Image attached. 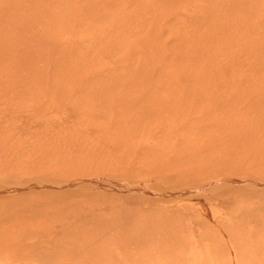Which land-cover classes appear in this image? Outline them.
<instances>
[{"label": "rangeland", "instance_id": "1", "mask_svg": "<svg viewBox=\"0 0 264 264\" xmlns=\"http://www.w3.org/2000/svg\"><path fill=\"white\" fill-rule=\"evenodd\" d=\"M7 1L8 0H3V4H1L2 0H0V80H3V85L5 83V87L3 85L0 86V88L3 87L0 89L2 90L0 91V94H2L0 95V162L2 161L1 163H3V175L0 174V179L8 178L5 179L8 182H4L2 184L3 188H1L2 185L0 184V190H2L0 191V201H3V212L7 210L8 213L3 214V225H0V241H3L2 244L4 243L6 246H13L11 249L5 248V250H3V256H0L2 262L7 259V262L14 261L16 264H44L47 257L44 249L49 248L55 250L57 246L55 247L54 244L57 242V240L66 242L73 239L71 242L79 240L82 244L81 246L84 244V251H88V254L94 253L95 256L103 254L105 257V253L107 252L110 253L111 262L114 260L117 264H133L135 258L133 257L134 254H132L133 249L131 243L128 241H136L137 239L140 240L141 238L144 239L147 233V229L145 228H147L148 224L151 222V219L156 217L153 219L154 221L152 220L153 222L150 223L151 225H153V223L156 224L162 220H165V225L173 222L171 226L174 227L173 228L170 226V231L165 234V264H174L175 260L172 258V256L176 254L184 255L180 251V239L181 244L185 245L186 249L190 251V256L193 254L195 255L196 251L204 253V255H201L204 256L201 258V261H199L200 257L197 256L196 259L190 260V264H196V262L197 264H232L233 261L229 257H223L220 258V260L214 259L215 257H213V255L218 246L214 245V243H208L207 241L205 242V240H200L204 239L202 237H204L205 233H209V235H211L210 233L218 232L217 234H220L221 231L226 233L225 236H238V233H230L228 228H232L230 230L233 232L249 231L252 235H254L256 231L264 232V192H257L258 186L256 187L254 184L248 183L245 185V188L249 193H246L244 188H239L238 182L239 179H245L248 181L249 177H252L251 179H255L258 184V180L260 178H264V171L262 168L264 167V161L255 164L254 156L250 152L246 151V148L243 154V151L237 145L230 146L233 138L237 140L236 131L239 128L243 130V133L240 135L243 137V140L248 138V142H245L247 146L257 144L256 139H250V135L257 136L260 140L264 141V120L261 121L262 123L259 122L260 120L258 119L262 117L259 112H251L249 114L243 115L242 108L240 106L233 105L235 103L237 104L242 102V93L237 92L235 89L233 93L236 94H232L226 89L218 91L213 88L214 86L210 87L206 85L207 83L205 81L199 83L196 80H192L191 77H210L211 75H214V81L220 80L222 78L226 79L231 75L233 68L236 67L237 64L235 62L236 64L233 63L231 66L229 65V60L233 56H235V59L232 60V62L236 60H246L247 58L249 60V57L243 55V52L247 53V51H240L239 45L236 44L230 46L229 48V44L226 42L229 41L228 27L231 25L234 16L228 15L227 17H213L212 20L222 21L223 24L227 26L223 30L210 31L205 30L206 27L203 29L201 27L199 28V26L203 22L210 21V18L202 17V14L208 12V10L203 7V5L205 4V6L209 8V3L211 2L210 6L213 7L215 0L213 2L212 0H180L179 3L178 0H176L177 5H180L178 8L179 10L177 9V12L174 10L172 13L167 10L165 11V17L161 16V5L163 3H173L175 0H169L167 2L166 0H67V3L66 0H11L12 4L10 3V0L8 2ZM243 3L246 4L247 0H245ZM68 4L70 5V9H68L69 12L67 11V8H69ZM146 4L149 6H146ZM128 5H130V8ZM196 5H200L198 12L201 11V13L199 12V17H196V19L193 20V18H195L193 15L194 13L185 10V7L192 8ZM91 8L93 9L92 11L90 10ZM70 10H74L77 13V18L75 20L71 19L73 22L76 21L73 24L69 18H65L71 14ZM95 10L97 12H95ZM90 11L92 13H90ZM65 12L66 15L63 17ZM168 12L173 15L168 16ZM146 13L148 18L146 17ZM148 14L150 15L148 16ZM134 17L142 24H140V22L138 23ZM152 17H154V19ZM63 18L65 19L64 22ZM150 18L153 20L157 18L158 22H156L157 25L155 26L154 36H156V34H160L162 37H164L162 40H165V46H158L156 43L157 41L152 42L153 39L150 40V44L148 43V39L146 40V38H144L146 35H149L148 26L151 24V22L148 20ZM97 21L98 23H96ZM161 21H164V23ZM226 21H230V23L226 24ZM161 23L162 25H160ZM64 24L65 27H63ZM140 28L142 29L140 30ZM5 30L6 33L4 34L3 32ZM18 34L22 36L21 39L18 37ZM44 34L47 38H49L46 43L47 47L41 50H36V48L33 50L36 51L34 54L35 60H33L32 64V61L30 62L32 66L29 65L30 67L28 66V69L39 66V69L37 68V72H39V75H42L43 73L40 69L42 68L44 62L47 65V67L43 69L44 74L46 75V72L50 73L49 69L52 68H48V64H50V66L53 65L49 61L54 63L55 59L57 58L60 60V62H65L64 60H61V58H58L59 56H62V58L67 60L66 62H69L66 63L69 66L67 65L66 67H62V75L71 76L75 75L76 72H83L81 74H77L84 77L88 74L90 77H94L96 75L103 76V78H101L107 80L104 75L107 76L108 73L107 77L109 81L107 80L106 83H116L114 87L112 86L113 90L116 89V91H118L119 89L122 90L123 88H125V90L126 88L127 90H131V88H137L136 91L131 90L130 95L126 93L127 91L123 90L127 99L125 100L130 104V107L126 109L124 107L121 108V105H119V109L115 106L109 108L112 104H109V106L108 103H106L107 101L103 100L109 95L103 93L106 95L105 97V95L100 93L102 95L101 96L98 94L99 91L97 92L96 90L94 91V97L96 96V99L90 98V100L86 98L83 99L82 97L80 98V101L78 99L79 104L77 103V106L79 108L76 106L75 109L73 103L68 106L69 110L64 112L65 105L67 104L66 102H62V104L59 102L57 104L58 106L56 105V107L53 108V110L55 109L56 112H45V108L49 106V103L46 105L41 101L38 102V104L36 103L37 105L35 104L30 106L31 104H34L31 102L34 98L41 97L39 95L40 90L32 92L31 89L30 91H26L25 88V91L20 93V95L15 94V90H13V87L11 88L12 90L10 89L11 86L8 85V81L6 80L10 75V71H14V73L11 74L12 76L15 75V70H12L13 66L16 65L14 58L16 56L18 57L17 62L19 60H23L21 57H19L21 55L18 53V51H25V49H28L30 45L33 49L37 45L33 38H38L37 35L43 36ZM239 35L240 33L237 35V37ZM3 36L5 37L3 38ZM24 37L26 39L28 37L29 38L26 40ZM54 37L56 41L58 40L56 43ZM183 38L185 40H183ZM155 39L156 38H154V40ZM22 40H26V43ZM39 41L42 43L41 39H39ZM153 43L157 45L156 50H154L155 45H153ZM177 43H182L183 47H179ZM21 44L23 46H21ZM255 45L258 47L257 52L259 55H262L264 53V48H261L257 44ZM233 46H235L234 50ZM184 47L185 50H187L184 51L185 53L183 52ZM147 48L149 49L148 51ZM57 50H59V52H57ZM55 53L58 54L57 57H55ZM41 54L46 58L40 56ZM38 57L41 59L43 58L42 63L39 62ZM41 59L40 61H42ZM79 59H81L80 61L82 62H79ZM25 62L26 61H22L21 69H26L25 65L28 64ZM78 62L81 65H79ZM5 64L6 69L3 67ZM74 64H78L80 68L81 66L84 68H76L78 65L75 66ZM86 65H89V69H87ZM141 66L145 67L143 68ZM72 67L78 71H74L75 69ZM70 68L73 70L69 71ZM6 71L7 73H5ZM67 71H69L68 74L66 73ZM123 72L126 73L127 77L124 76ZM85 73L88 74L85 75ZM144 73L150 75L151 78H141L142 75H145ZM160 74L163 76V78H160ZM191 74L195 76H191ZM114 75H123V77L118 76L117 79H114ZM128 77L131 79L132 77L133 79H137L131 80L129 78V84L131 83L129 85L131 86L130 89L127 86V80L125 81V79ZM157 77L159 78V81ZM185 77L187 79L189 78V81ZM180 79H182V81ZM106 80H102V83H104L103 81ZM168 80H172L174 82L179 80V82H172L173 84H171V81ZM58 81L60 80H57V82L54 80L55 83L53 81L51 83L54 85L57 84ZM97 81L99 82V80ZM110 81L113 82L110 83ZM120 81H124L125 83L123 82L122 84L126 85H121ZM164 81L165 96L159 91L161 90V86L164 85ZM249 81L255 84V82L252 80L244 81L243 83L240 80H235L234 82L238 83V85L243 90H246L245 86L249 84ZM86 83L90 82L87 81ZM218 83L220 85L222 84V82L220 83L219 81ZM175 85L179 87L178 90H175ZM88 86L83 85L85 91H87V89L89 90L90 86L92 89L96 88L92 87V85L89 87ZM143 86L147 87L149 95L147 96L145 94L142 98H139L137 93H141L142 90L140 89L139 92L137 91L138 88H142ZM169 86L171 89H167ZM222 86H224V84H222ZM229 94H231V97ZM4 96L7 98L9 96L11 97H9L10 99L7 100L6 104V98ZM221 96L225 97L226 99L222 98ZM110 98H107L106 100L110 101ZM101 99L103 102L105 101L104 103L106 106L102 103ZM153 99L158 102V107L153 106ZM163 102H165L164 110L163 108L159 107ZM140 103H142L141 105H149L147 109L148 111H145L146 113L139 112ZM27 105H29V107ZM38 105H41V109H44L41 110L39 108L41 106ZM89 106L91 109L90 111L88 109ZM92 106H94V109ZM103 106L106 108V110ZM80 107L84 109H81ZM221 109L225 111L226 114L228 113V116L225 115L224 118H222L220 115ZM229 112H231L232 115H229ZM113 113L115 115V122ZM45 116H47V118H45ZM110 118L113 119L109 120ZM207 118L212 120H208ZM195 120H198L199 123ZM230 120L234 122L236 126L235 129L229 124ZM46 123H48V125ZM111 123L113 124L111 125ZM196 123L200 124L203 128ZM211 124H213L215 127ZM254 125L255 127L259 125L262 127V130L259 132L257 130L254 131ZM29 126L33 128H30ZM39 126L42 128V131H40L41 129ZM124 126L126 127L124 128ZM207 126L210 128H207ZM130 127H134L136 131H134V129H130ZM34 128H37V130ZM17 129L20 131H17ZM200 129L203 131H200ZM29 132L33 133V135L30 137ZM38 133L40 134V137L45 135V141H47L50 137L52 143L49 145L47 143L45 144L44 141L36 140L37 137H39ZM125 133L126 135L130 134V136L127 135L129 138H126V136H124V138L121 137V134L125 135ZM145 135H148L149 138L151 137L150 135H152V137L150 140L139 144V138L141 136L145 137ZM203 135L204 138L202 137ZM186 141H191V143L194 142V144H190V142ZM35 145H37V147H34ZM187 146L189 148H187ZM186 148L188 149L187 151ZM35 149H37L36 153L33 154L32 150ZM67 149H69L68 152L66 151ZM228 152L231 154L225 158ZM163 153L165 154L161 155ZM241 155L244 156L242 157ZM69 156L71 158H68ZM72 157H74V159H72ZM57 160H62V164ZM256 160L257 157L255 158V161ZM224 161L230 163L226 165L221 164ZM54 165L59 167L62 165V167L67 165L68 169H74L78 166L83 168L82 165H86L88 167L96 166L99 171L87 175L79 174L72 176L69 175V173H66L65 176H61V173L58 172L59 168L56 169L57 171H54V169H49L53 168ZM248 165L251 166V169H255L257 167L259 170L258 174H255V170H257L255 169L253 170L254 173L250 172L246 174H233L227 172L221 174V176L219 175L218 177L208 179V174H210V171L212 172V169L214 168L233 170L237 169L238 167L245 168L246 166V170H248ZM41 167L43 169H40ZM159 167H163L161 168L162 171L156 172V169L160 170ZM243 168L240 170L241 172L242 170L245 171ZM26 169H33V172L28 174L23 173V171ZM188 170L191 171L188 173ZM80 175L81 177H79ZM27 178H29V180ZM207 182L213 184H209L208 186ZM47 183L48 185H46ZM202 184L207 188L202 187V189H200L199 186ZM251 185L255 188L256 192L251 190ZM149 187L153 189H148ZM148 191H154L155 193L148 194ZM187 191H189L187 194L189 197L186 198V200L184 199V194L186 195L185 192ZM191 194L195 200L190 198V196H192ZM148 196H150L152 199ZM11 200L15 204H12ZM161 209L168 212L166 213L165 211H161ZM157 210L160 212L159 214L157 213ZM249 210H252L250 213L253 214V219H247L246 217L245 213H248ZM154 211L156 214H158V216H160L159 219H157L158 216L155 215ZM15 213H17V216H12ZM150 214H152V216ZM145 217H150L148 219L149 221L145 220L147 219ZM9 218L10 220H8ZM168 218L170 223H168ZM45 219L47 220L45 221ZM114 221L117 223H114ZM193 221H195V223L187 225V223H191ZM53 222H55V224ZM203 222L209 224L207 226L208 230L204 228L202 230ZM48 223H50V226ZM137 223H139V225H137ZM113 224H116L119 227ZM63 225H66V227L64 228ZM140 226H142L144 230L140 228ZM135 227L136 229H133ZM25 228H27L29 231H27V229L25 230ZM138 229H140V232L137 231ZM174 230H177V233H174ZM182 231H188V233L190 231V233L193 234H187L184 232L183 235ZM200 231L204 232L201 233ZM197 232L202 235H199ZM81 233H83V237L79 238L78 235ZM132 233L133 235L137 234L138 236L134 235L133 237ZM18 236L22 237L19 238ZM124 238H126V240ZM132 238H134V240ZM113 239L122 241L120 242L122 248H116L112 252L111 241H113ZM262 239L263 236L261 237V240ZM31 242L33 245L30 244ZM71 242L68 244V246L74 250V246L71 245ZM66 244L67 243H64V246H66ZM207 244L208 248H206ZM148 245L149 242L147 241L145 248H143L142 252L137 255V261L140 260V257L143 258V256L148 253L149 250H146V246ZM209 245H212V247H209ZM128 248L132 250L131 253L129 252ZM169 248L170 250L172 249V252H169ZM192 249L193 252H191ZM120 250L122 252H120ZM41 251L43 252L40 253ZM52 252L53 250H51L49 253L50 258L48 257V260L51 262L50 264H66V262H57L58 260L55 258L56 255L52 257ZM151 252H153V260L157 257V255L160 254L159 250H155V252L151 250ZM147 256L148 260H150L149 255ZM182 257L184 259L188 256L184 255ZM79 258L74 259L73 263L109 264L108 261L102 262L92 258L83 260V254H81ZM210 258H212V261L207 260ZM37 260L39 261L37 262ZM251 260L252 259H250L248 256L246 259L242 260V264H249L253 262H255L254 264H264V257L255 258V261L253 260V262Z\"/></svg>", "mask_w": 264, "mask_h": 264}, {"label": "bare ground", "instance_id": "2", "mask_svg": "<svg viewBox=\"0 0 264 264\" xmlns=\"http://www.w3.org/2000/svg\"><path fill=\"white\" fill-rule=\"evenodd\" d=\"M9 1V0H8ZM7 1V2H8ZM12 1H15V0H12ZM36 1V0H35ZM62 1V0H61ZM75 1V0H74ZM82 1V0H81ZM84 1V0H83ZM165 1V0H164ZM167 1H169V0H166V2ZM171 1V0H170ZM179 1L180 0H178V3H179ZM199 1V0H198ZM201 1V0H200ZM214 0H212V2H213ZM6 2V1H5ZM5 2H4V4H5ZM104 2V1H103ZM102 2V3H103ZM243 2H245V0H215V2H214V6L213 7H211L210 6V3H209V8L208 7H206L205 6V4L203 5V3H202V5H203V7L205 8V9H207L208 10V12L207 13H205V14H202V17H205V18H210V21H208V22H203V23H201L200 24V26H199V28L201 27V28H203L204 29V27H206V29L205 30H210V31H214V30H223L227 25H225V24H223V22L222 21H214V20H212L213 19V17L214 18H219V17H227L228 15H233L234 16V19H233V21H232V23H231V25L228 27V38H229V41H226V42H228L227 44H229L228 46H229V48H230V46H232V45H234V44H236V45H239V49H240V51H247V53L245 52H243V55L244 56H246V57H249V60H248V58L246 59V60H241V61H234V62H232V60H234L235 59V56H233L230 60H229V65L231 66L233 63H235L236 64V67H232L233 68V71H232V73H231V75L228 77V78H226V79H224V78H222V79H220V78H218V79H220V80H217V81H214L215 80V78L211 75L210 77H191V79L192 80H196V81H198L199 83L200 82H203V81H205L207 84L206 85H208V86H214L213 88L214 89H216V90H218V91H222L223 89H226V90H228V92H231L232 94H236V93H233V91H234V89L237 91V92H240V93H242L241 94V96H243V100H242V102H240V103H235V104H233V105H236V106H240L241 108H242V114L243 115H245V114H249V113H251V112H259L261 115H262V117L264 116V53L262 54V55H259V53L257 52V49H258V47L255 45V44H257L258 46H260L261 48H264V0H247V3L245 4V3H243ZM10 3H11V0H10ZM16 3V2H15ZM14 3V4H15ZM66 3H67V0H66ZM68 3H69V1H68ZM100 3V2H99ZM118 3V2H117ZM127 3V2H126ZM131 3V2H130ZM195 3V2H194ZM206 3V2H205ZM1 4H3V0H2V3ZM12 4V3H11ZM45 4V3H44ZM75 4V3H74ZM81 4V3H80ZM83 4V3H82ZM93 4H95V3H93ZM134 4V3H133ZM160 4H161V2H160ZM21 5V4H20ZM77 5V4H76ZM97 5V4H96ZM184 5V4H183ZM191 5V4H190ZM245 5V6H244ZM38 6V5H37ZM61 6V5H60ZM70 5L68 4V7H69ZM72 7H74L73 5H71ZM78 6V5H77ZM107 6V5H106ZM130 5H128V7H129ZM132 6V5H131ZM146 6H149L148 4H146ZM179 6L180 5H177V1L175 0V1H173V3L171 2V3H163L162 5H161V11H162V15L161 16H163V17H165V11H167V10H169V12L170 13H172L174 10H176V12L179 10L178 8H179ZM199 6L200 5H196V6H193L192 8H188V7H185V10H188V11H191V13L193 12L194 14V16H195V18H193V20L194 19H196V17H199V15H198V13L200 12L201 13V11H199L198 12V8H199ZM55 7V6H54ZM71 7V8H72ZM93 7V6H92ZM182 7H184V6H182ZM8 8V7H7ZM34 8V7H33ZM86 8V7H85ZM90 8V7H89ZM100 8V7H99ZM130 8V7H129ZM142 8V7H141ZM35 9H37V8H35ZM61 9V8H60ZM68 9H70V7L69 8H67V11H68ZM115 9H117V8H115ZM145 9H147V8H145ZM153 9V8H152ZM178 9V10H177ZM57 10V9H56ZM77 10V9H76ZM91 11L93 10L92 8L90 9ZM131 10V9H130ZM203 10V9H202ZM37 11V10H36ZM43 11H44V9H43ZM42 11V12H43ZM71 11V10H70ZM90 11V13H92ZM126 11H128V10H126ZM132 11V10H131ZM152 11V10H151ZM187 11V12H188ZM210 11H211V13H210ZM13 12V11H12ZM22 12V11H21ZM69 12V11H68ZM84 12V11H83ZM86 12H88V11H86ZM95 12H97L96 10H95ZM121 12V11H120ZM130 12V11H129ZM128 12V13H129ZM148 12V11H147ZM168 12V16H172L173 14H170ZM205 12H206V10H205ZM80 13V12H79ZM82 13V12H81ZM100 13V12H99ZM122 13V12H121ZM159 13H161V12H159ZM167 13V12H166ZM181 13V12H180ZM191 13H190V15H191ZM3 14H5V13H3ZM11 14H13V13H11ZM69 14V13H68ZM67 14V15H68ZM96 14V13H95ZM118 14V13H117ZM185 14H186V11H185ZM184 14V15H185ZM54 15V14H53ZM64 16L63 17H65V15H66V12L63 14ZM100 15V14H99ZM142 15H144V14H142ZM150 14H148V16H149ZM192 15V16H193ZM6 16H8V15H6ZM88 16V15H87ZM104 16V15H103ZM102 16V17H103ZM153 16V15H152ZM176 16V15H175ZM178 16V15H177ZM9 17V16H8ZM45 17V16H44ZM81 17H83V16H81ZM139 17V16H138ZM146 17H147V13H146ZM162 17V18H163ZM21 18V17H20ZM24 18H25V16H24ZM28 18V17H27ZM65 18H69V20L70 21H72V24L73 23H75V22H73V20H71V19H76L77 18V13H76V11H74V10H72L71 11V14H69V16H66ZM90 18V17H89ZM94 18V17H93ZM125 18H127V17H125ZM135 18V17H134ZM148 18V17H147ZM153 19H154V17H152ZM5 19V18H4ZM79 19V18H78ZM105 19V18H104ZM136 19V18H135ZM153 19H146V20H148V21H150L151 22V24H150V22H149V28H148V34L149 35H146V37H144V38H146V40L148 39V43H150L151 44V42H150V40H152L153 39V41L152 42H154V41H157L156 43H157V45L158 46H165L166 44H165V40H162V38H164V37H162L160 34L159 35H157L156 34V36H154L155 34V26L157 25L156 24V22H158L157 21V18L155 19V20H153ZM190 19V18H189ZM20 20V19H19ZM64 18H63V22H64ZM82 20V19H81ZM83 20H84V18H83ZM110 20V19H109ZM108 20V21H109ZM137 20V19H136ZM136 20H135V22H136ZM164 20H166V19H164ZM187 20V19H186ZM44 21V20H43ZM47 21V20H46ZM92 21V20H91ZM107 21V22H108ZM132 21V20H131ZM131 21H129L130 23H132ZM138 21V23L140 22L139 20H137ZM148 21H147V23H148ZM169 21V20H168ZM53 22V21H52ZM93 22V21H92ZM104 22V21H103ZM106 22V21H105ZM161 22H163L164 23V21H161ZM189 22V21H188ZM187 22V23H188ZM2 23V22H1ZM11 23V22H10ZM33 23V22H32ZM96 23H98V21L96 22ZM102 23V22H101ZM147 23H145V24H147ZM169 23V22H168ZM228 23H230V21H226V24H228ZM38 24V23H37ZM51 24V23H50ZM107 24V23H106ZM140 24H142L141 22H140ZM139 24V25H140ZM185 24V23H184ZM204 24V25H203ZM6 25V24H5ZM32 25V24H31ZM34 25V24H33ZM41 25H43V24H41ZM100 25V24H99ZM160 25H162V23L160 24ZM167 25H169V24H167ZM198 25V24H197ZM4 26V25H3ZM35 26V25H34ZM55 26V25H54ZM127 26V25H126ZM7 27V26H6ZM32 27V26H31ZM30 27V28H31ZM53 27V26H52ZM63 27H65V24H64V26ZM75 27H76V25H75ZM79 27V26H78ZM136 27H137V25H136ZM139 27V26H138ZM142 27H143V25H142ZM172 27V26H171ZM181 27V26H180ZM185 27V26H184ZM191 27V26H190ZM21 28H22V26H21ZM28 28V27H27ZM33 28V27H32ZM51 28V27H50ZM178 28V27H177ZM187 28V27H186ZM6 29V28H5ZM80 29V28H79ZM110 29V28H109ZM126 29V28H125ZM131 29V28H130ZM138 29V28H137ZM142 28H140V30H141ZM183 29V28H182ZM18 30V29H17ZM33 30V29H32ZM39 30V29H38ZM180 30V29H179ZM19 32V31H18ZM34 32V31H33ZM36 32H37V30H36ZM87 32V31H86ZM164 32V31H163ZM4 34L6 33V30L3 32ZM9 33H11V32H9ZM140 33V32H139ZM153 33V34H152ZM160 33V32H159ZM240 33V35L237 37V35ZM51 34V33H50ZM77 34V33H76ZM146 34V33H145ZM19 35V34H18ZM33 35H34V33H33ZM124 35H126V34H124ZM129 35V34H128ZM130 35H131V33H130ZM133 35V34H132ZM183 35V34H182ZM52 36V35H51ZM55 36V35H54ZM140 36H141V34H140ZM140 36H139V38H140ZM187 36V35H186ZM5 36H3V38H4ZM17 37V36H16ZM20 39L22 38V36H18ZM30 37V36H29ZM28 37V38H29ZM37 37L38 38H33V40H34V42L36 41V46L32 49V47H31V45L29 46V48L28 49H25V51H18V53L21 55V56H19V57H21L23 60H19L18 62H17V60H18V57L16 56L15 58H14V61L16 62V65L15 66H13V69L12 70H15V75H11L12 73H14V71L13 72H9V74L11 75H9L7 78L8 79H6L8 82V85L9 86H11L10 87V89L13 87V90H15V94H18V95H20V93H22L23 91H25V88H26V91H30V89H31V91L32 92H36V91H39L40 90V96L41 97H37V98H34L33 99V101H31L32 103H34V104H31L30 106H33V105H35L36 103L38 104V102H43V103H45L46 105L49 103V106H47V108H45L46 110H45V112H50V111H54V112H56L55 111V109L53 110V108H55L56 107V105L59 103V102H61V104H62V102H66V104L67 105H65V108H64V112H67V110H69L68 109V106L70 105V104H73L74 105V108L76 109V106H77V103L79 104V102H78V99H79V101H80V98L82 97L83 99H90V98H95L94 97V91H96L97 90V92H98V94L99 95H101L100 93H105L106 95H109V96H107V98H110V101L109 100H106L107 98H105V99H103V100H105V101H107L106 103H108V105L109 104H112L109 108H112L113 106H115V107H117L118 109L121 107V108H129L130 106V104L126 101L127 99H126V96H125V93L123 92V90L124 91H127L126 93H128L129 95H130V92H131V90H133V91H136V89L137 88H135L134 87V89H132L131 88V86H129L130 84H129V80L131 79L130 77H128V78H126L125 79V81L127 80V86L129 87V89L131 88V90H127V88H126V90H125V88H123V87H125V86H123L122 88V90H120L119 88V92L118 91H116V89H112L113 87H114V85L116 84H108V83H106L107 82V80L109 81V79H108V73H107V76H105L104 75V77L105 78H107V80L106 79H102L103 78V76H89V74L88 73H85V75L86 74H88V75H86L85 77L84 76H80V75H78L77 73H83V72H76V74L75 75H71V76H65V75H62V71H61V69H62V67L63 66H67L68 64H66V63H69V62H66L67 60H65L64 58H62V56H59L58 58H61V60H64L65 62H60V60L59 59H55V62L54 63H52L51 61H49L51 64H53V65H51L50 66V64H48L49 66H48V68H50V67H52L51 69H49V71H50V73H48V72H46V75L44 74V71H43V69L44 68H46L47 67V65L43 62V58H46V57H44L42 54L40 55V56H43V58L41 59V58H39V62H43V65H42V68L40 69L41 70V72L43 73L42 75H39V72H37V68L39 69V66H37L36 68H32L31 67V69H28V66L29 65H31L32 63H33V60H35V58H34V54H35V52L36 51H33L35 48H36V50L37 49H39V50H41V49H43V48H46L47 47V41H48V39L49 38H47L46 36H45V34L43 35V36H38L37 35ZM182 37H184V36H182ZM27 38V39H28ZM154 38H156L155 40H154ZM227 38V37H226ZM14 39H15V36H14ZM19 39V40H20ZM24 39H26L25 37H24ZM26 39V40H27ZM39 39H41V41H42V43H40V41H39ZM54 39H55V37H54ZM73 39V38H72ZM127 39V38H126ZM161 39V40H160ZM13 40V39H12ZM18 40V39H17ZM26 40H22V41H26ZM115 40V39H114ZM127 40H129V39H127ZM183 40H185L184 38H183ZM189 40V39H188ZM8 41V40H7ZM58 41V40H57ZM56 41V39H55V43L57 42ZM179 41V40H178ZM18 42V41H17ZM24 42H23V44H24ZM50 42H52V41H50ZM185 42V41H184ZM183 42V43H184ZM26 43V42H25ZM147 43V44H148ZM168 43V42H167ZM1 44V43H0ZM79 44V43H78ZM146 44V45H147ZM150 44H148V45H150ZM178 44V46L179 47H183V44L182 43H177ZM153 45H155L154 43H153ZM157 45H155V49L154 50H156V46ZM185 45V44H184ZM224 45V44H223ZM235 45V46H236ZM10 46H12V45H10ZM21 46H23L22 44H21ZM25 46V45H24ZM28 46V45H27ZM33 46V45H32ZM62 46V45H61ZM152 46V45H151ZM160 46V47H161ZM235 46H233V50L235 49ZM1 47V46H0ZM119 47H121V46H119ZM147 47V46H146ZM148 47H150V46H148ZM227 47V46H226ZM90 48V47H89ZM114 48V47H113ZM118 48V47H117ZM122 48V47H121ZM165 48V47H164ZM223 48H225V47H223ZM228 48V47H227ZM226 48V49H227ZM228 48V49H229ZM3 49V48H2ZM9 49V48H8ZM15 49V48H14ZM153 49V48H152ZM186 49H187V47H186ZM11 50V49H10ZM131 50V49H130ZM149 49L147 48V51H148ZM182 50V49H181ZM6 51V50H5ZM184 51H187V50H185V47H184V49H183V52ZM189 51H191V50H189ZM232 51V50H231ZM230 51V52H231ZM263 51V50H262ZM50 52H51V50H50ZM57 52H59V50H57ZM128 52V51H127ZM131 52V51H130ZM182 52V51H181ZM237 52H239V51H237ZM87 53V52H86ZM117 53V52H116ZM165 53V52H164ZM164 53H163V55H164ZM175 53V52H174ZM185 53V52H184ZM8 54V53H7ZM17 54V53H16ZM15 54V55H16ZM75 54V53H74ZM73 54V55H74ZM90 54V53H89ZM93 54V53H92ZM123 54V53H122ZM182 54V53H181ZM187 54V53H186ZM190 54V53H189ZM188 54V55H189ZM55 57H57V53H55ZM85 55V54H84ZM228 56V55H227ZM54 57V58H55ZM163 57V56H162ZM182 57V56H181ZM184 58V57H183ZM40 59L42 60V61H40ZM89 59V58H88ZM144 59H146V58H144ZM11 60V59H10ZM53 60V59H52ZM58 60H59V62H58ZM76 60H78V59H76ZM81 59H79V62H82V61H80ZM84 60V59H83ZM147 60V59H146ZM145 60V61H146ZM150 60V59H149ZM163 60V59H162ZM187 60H190V59H187ZM13 61V62H14ZM22 61L24 62V61H26L25 63L26 64H28V65H25V68L26 69H21V66H22ZM32 61V62H31ZM56 61H57V63H56ZM157 61V60H156ZM21 62V63H20ZM30 62H31V64H30ZM78 62V63H79ZM152 62V61H151ZM185 63H187L186 61H184ZM184 62H182V63H184ZM3 63H5V62H3ZM40 63V64H41ZM144 63H147V62H144ZM196 63V62H195ZM231 63V64H230ZM2 64V63H1ZM139 64H141V63H139ZM44 65H46V66H44ZM75 65V64H74ZM78 64H76L75 66H77ZM79 65H81L80 63H79ZM78 65V66H79ZM83 65V64H82ZM142 65V64H141ZM144 65V64H143ZM195 65V64H194ZM5 66H6V64L5 65H3V67L5 68ZM24 66V65H23ZM32 66V65H31ZM69 66V65H68ZM74 66V67H75ZM76 67V68H80V66L79 67ZM87 66V65H86ZM89 66V65H88ZM88 66H87V69H89L88 68ZM97 66V65H96ZM30 67V66H29ZM141 67H145V66H141ZM195 67V66H194ZM199 67H201V66H199ZM251 67V68H250ZM24 68V67H23ZM73 68V67H72ZM84 67H82L81 66V68L80 69H83ZM143 68H142V70H143ZM244 68V69H243ZM6 69V68H5ZM73 69H75V68H73ZM72 69V70H73ZM115 69V68H114ZM4 70V69H3ZM26 70H28V71H26ZM58 70V71H57ZM64 70V69H63ZM71 70V68L69 69V71H72ZM106 70V69H105ZM104 70V71H105ZM146 70V69H145ZM8 71V70H7ZM7 71L5 72V73H7ZM69 71H67L66 73L68 74L69 73ZM74 71H78L77 69H75ZM73 71V72H74ZM26 72V73H25ZM57 72V73H56ZM58 72H59V74H58ZM65 72V71H64ZM72 72V73H73ZM175 72V71H174ZM201 72V71H200ZM203 72V71H202ZM112 73V72H111ZM147 73V72H146ZM4 74V73H3ZM123 74H124V76L125 77H127V75H126V73H124L123 72ZM145 74V73H144ZM190 74V73H189ZM4 75H6V74H4ZM8 75V74H7ZM70 75V74H69ZM84 75V74H83ZM201 75V74H200ZM204 75V74H203ZM90 78H89V77ZM115 76V75H114ZM119 77H123V75H118ZM118 76H115V78L114 79H117V77ZM190 76V75H189ZM188 76V77H189ZM191 76H195V75H192L191 74ZM198 76H199V74H198ZM1 77V76H0ZM102 77V78H101ZM151 78L150 77V75H147V74H145L144 76L142 75V77L141 78ZM130 78V79H129ZM138 78H140V77H138ZM158 78V77H157ZM160 78H163V76H161V74H160ZM186 78V77H185ZM190 78V77H189ZM188 78V79H189ZM111 79V78H110ZM122 79V78H121ZM134 79H136V78H134ZM133 79V77H132V79L131 80H134ZM152 79H153V77H152ZM167 79H169V78H167ZM187 79V78H186ZM187 79V80H188ZM217 79V78H216ZM54 80H56V82H57V80H60V81H58V83L57 84H52L51 82L53 81L54 82ZM97 80H99V82L97 81ZM102 80H106V81H103L104 83H102ZM112 80V79H111ZM124 80V79H123ZM137 80V79H136ZM162 80H164V79H162ZM181 81H182V79H180ZM186 80V81H187ZM235 80H240L242 83L244 82V81H248V80H252V81H254L255 82V84H253L251 81H249V84L247 85V86H245L246 87V90H243L239 85H238V83H236V82H234ZM90 82V83H86V82ZM101 81V82H100ZM118 81V80H117ZM141 81H143V80H141ZM158 81H159V78H158ZM168 81H171V84H173V83H178L179 82V80L177 81H172V80H168ZM167 81V82H168ZM189 81V80H188ZM218 81L221 83L222 82V84H224V86H222V84L220 85L219 83H218ZM15 82V83H14ZM17 82H18V84H17ZM60 82V83H59ZM85 82V83H84ZM111 82H113V81H110V83ZM116 82V81H115ZM124 81H120V84L121 85H126V84H122ZM133 82V81H132ZM173 82V83H172ZM55 83V82H54ZM125 83V82H124ZM134 83V82H133ZM133 83H132V85H133ZM17 84V85H16ZM135 84V83H134ZM3 85V80L1 81L0 80V86H2ZM7 85V86H8ZM83 85H92V87H96L94 90L91 88V86L89 87L90 89L88 90L87 89V91H85V89H84V87H83ZM170 85V84H169ZM205 85V84H204ZM4 87H5V83H4V85H3ZM113 86V87H112ZM134 86H137V85H134ZM173 86V85H172ZM176 86V85H175ZM179 86H180V84H179ZM120 87V86H119ZM3 87H1L0 89H2ZM7 88V87H6ZM146 88V89H145ZM160 88V87H159ZM175 88V90H178V88L179 87H174ZM184 88H186V87H184ZM9 89V88H8ZM142 90L141 91V93L139 92V90ZM167 89H171L170 88V86H169V88H167ZM180 89H181V86H180ZM213 89V90H214ZM6 90V89H5ZM12 90V89H11ZM91 90V91H90ZM93 90V91H92ZM148 89H147V87L145 86H143L142 88H138V91L137 92H139V93H137L138 95H139V98H142L145 94L148 96L149 95V92L147 91ZM0 91H2V90H0ZM85 91V92H84ZM160 92H162V94L164 95L165 94V81H164V85L163 86H161V90H159ZM196 91V90H195ZM197 92V91H196ZM202 92H204V91H202ZM214 92V91H213ZM6 93H7V91H6ZM5 93V94H6ZM9 93V92H8ZM144 93V94H143ZM168 93V92H167ZM170 93V92H169ZM206 93V92H205ZM105 94H103V95H105ZM171 94V93H170ZM173 94V93H172ZM177 94V93H176ZM199 94L201 95V93L199 92ZM221 94H223V93H221ZM0 95H2V94H0ZM6 95H8V94H6ZM11 95V94H10ZM97 95V94H96ZM106 95H105V97H106ZM185 95V94H184ZM225 95V94H224ZM231 94H229V96H230ZM102 96V95H101ZM165 96V95H164ZM175 96V95H174ZM193 96V95H192ZM6 99H5V104L7 103V100L8 99H10L9 97L7 98L6 96H4ZM77 97H79V98H77ZM99 98H101L100 96H98ZM131 97V96H130ZM195 97V96H194ZM201 97V96H200ZM222 97V96H221ZM231 97V96H230ZM237 97H239V96H237ZM98 98V99H99ZM127 98H128V96H127ZM155 98V97H154ZM222 98H225V97H222ZM234 98V97H233ZM27 99V98H26ZM44 101H43V100ZM96 99V98H95ZM126 99V100H125ZM226 99V98H225ZM236 99V98H235ZM239 99V98H238ZM4 100V99H3ZM91 100V99H90ZM234 100V99H233ZM101 101H102V99H101ZM104 101V102H105ZM109 101V102H108ZM130 101V100H129ZM96 102V101H95ZM103 101H102V103L105 105V103H104ZM153 106L154 107H158V102L155 100V99H153ZM42 103V104H43ZM125 103V104H124ZM230 103V102H229ZM36 104V105H37ZM87 104V103H86ZM142 103H140V109H139V112H141V113H146L145 111L148 109V107H149V105H147V104H143V105H141ZM206 104V103H205ZM80 105H81V103H80ZM92 105V104H91ZM119 105H121L120 107H119ZM21 106V105H20ZM28 107H29V105H27ZM38 106H41V105H38ZM58 106V105H57ZM83 106V105H82ZM97 106V105H96ZM106 106V105H105ZM88 107V106H87ZM93 107V109H94V106H92ZM104 107V106H103ZM144 107H147V108H144ZM159 107H161V108H163V110H164V108H165V102H163V103H161L160 104V106ZM23 108H24V106H23ZM26 108V107H25ZM40 109L42 108V106L41 107H39ZM58 108V107H57ZM77 108H79L78 106H77ZM81 108V107H80ZM205 108V107H204ZM44 109V108H43ZM43 109H41V110H43ZM81 109H84V108H81ZM89 111L91 110L90 109V106H89ZM104 109L106 110V108L104 107ZM233 109V108H232ZM4 110V109H3ZM63 110V109H62ZM236 110H237V108H236ZM239 110V109H238ZM76 111V110H75ZM83 111V110H82ZM148 111V110H147ZM4 112V111H3ZM13 112V111H12ZM70 112V111H69ZM93 112H94V110H93ZM204 112H205V110H204ZM76 113V112H75ZM114 113H116V112H114ZM114 113H113V118H114V122H115V115H114ZM160 113H162V112H160ZM60 114H61V112H60ZM63 114V113H62ZM69 114V113H68ZM228 114V113H227ZM226 114V112L225 111H223L222 109L220 110V115H221V117L222 118H224V116L225 115H227ZM97 115V114H96ZM229 115H232V113L231 112H229ZM69 116V115H68ZM85 116V115H84ZM121 116V115H120ZM228 116V115H227ZM50 117H52V116H50ZM86 117V116H85ZM99 117V116H98ZM245 117V116H244ZM259 118L258 120H260L259 122L260 123H262L261 121L262 120H264V117L263 118ZM45 118H47V116H45ZM112 118V119H113ZM165 118V117H164ZM6 119V118H5ZM17 119V118H16ZM50 119V118H49ZM111 118L109 119V120H112ZM119 119V118H118ZM128 119H129V117H128ZM162 119V118H161ZM208 120H212V119H209V118H207ZM206 119V120H207ZM250 119V118H249ZM21 120V119H20ZM19 120V121H20ZM200 120V119H199ZM221 120V119H220ZM246 120H248V119H246ZM46 121V120H45ZM47 121H49V120H47ZM196 122H198V120H195ZM215 121V120H214ZM257 121V120H256ZM21 122V121H20ZM113 122V123H114ZM202 122V121H201ZM251 122V121H250ZM50 123V122H49ZM54 123V122H53ZM113 123H111V125L113 124ZM199 123V122H198ZM209 123H210V121H209ZM216 123V122H215ZM214 123V124H215ZM47 125H48V123H46ZM46 124H45V126H46ZM163 124V123H162ZM197 124V123H196ZM229 124L235 129L236 128V126H235V124H234V122H232L231 120L229 121ZM14 125V124H13ZM40 125V124H39ZM41 125H42V123H41ZM128 125H131V124H128ZM156 125V124H155ZM197 125H200V124H197ZM211 125H213V124H211ZM31 126V125H30ZM29 126V127H30ZM51 126V125H50ZM58 126V125H57ZM127 126V125H126ZM126 126H124V128L126 127ZM133 126V125H132ZM201 126V125H200ZM214 126V125H213ZM8 127V126H7ZM27 127V126H26ZM40 127V126H39ZM39 127H37V128H39ZM202 127V126H201ZM200 127V128H201ZM209 126H207V128H208ZM215 127V126H214ZM30 128H33V127H30ZM37 128H34V129H36L37 130ZM59 128V127H58ZM127 128H129V127H127ZM203 128V127H202ZM210 128V127H209ZM19 129V128H18ZM17 129V131H20V130H18ZM29 129V128H28ZM40 131H42V128L40 127ZM44 129V128H43ZM130 129H134V127L132 128V127H130ZM129 129V130H130ZM144 129V128H143ZM252 129H253V127H252ZM8 130V129H7ZM193 130V129H192ZM199 130V129H198ZM260 131V130H262V127H260L259 125H257L256 127H255V125H254V131ZM39 131V130H38ZM134 131H136L135 129H134ZM200 131H203L202 129H200ZM32 132H34V133H37V132H35V131H32ZM129 132V131H128ZM205 132V131H204ZM213 132V131H212ZM130 133V132H129ZM142 133V132H141ZM206 133V132H205ZM243 133V130L241 129V128H239L237 131H236V137H237V140L235 139V138H233L232 139V141H231V144H230V146H238L242 151H243V154H244V152H245V148H246V151H248V152H250L253 156H254V162H255V164H258L259 162H261V161H264V141L263 140H260L259 139V137H257V136H253V135H250V139H256V143L257 144H254V145H251V146H247V144H245V142L247 143L248 142V138H245L244 140H243V137L242 136H240L241 134ZM39 134V133H38ZM185 134V133H184ZM207 134V133H206ZM8 135V134H7ZM31 135H33V133H31V132H29V137L31 136ZM128 136H130V134H127ZM126 135V133H125V135H122L121 134V137H123L124 138V136H126V138L128 137ZM202 135V134H201ZM9 136V135H8ZM11 136H12V134H11ZM49 136H51V135H49ZM151 137H152V135H150ZM171 136V135H170ZM13 137V136H12ZM28 137V138H29ZM34 137V136H33ZM119 137V136H118ZM151 137L149 138V136L148 135H145V137H140L139 139H140V141H139V144L140 143H144V141H147V140H150L151 139ZM161 137V136H160ZM169 137V136H168ZM193 137V136H192ZM203 138H204V135L202 136ZM43 138H44V140H43ZM83 138V137H82ZM129 138V137H128ZM45 135H43L42 137H40V134H39V137H37V139L36 140H38V141H44L45 142V144L47 143V144H51L52 142H51V138L49 137L48 138V140L47 141H45ZM122 139V138H121ZM121 139H119V140H121ZM116 140H118V139H116ZM152 140H153V138H152ZM204 140V139H203ZM4 141V140H3ZM126 141V140H125ZM192 141H193V139H192ZM199 141V140H198ZM10 142V141H9ZM15 142V141H14ZM151 142V141H150ZM157 142V141H156ZM186 142H190V144H194V142H192L191 143V141H186ZM203 142V141H202ZM81 143V142H80ZM123 143V142H122ZM181 143V142H180ZM204 143V142H203ZM218 144H219V141H218ZM59 145V144H58ZM78 145V144H77ZM188 145V144H187ZM205 145V144H204ZM32 146V145H31ZM38 146H40V145H38ZM247 146V147H246ZM18 147V146H17ZM33 147V146H32ZM34 147H37V145H35ZM70 147V146H69ZM125 147V146H124ZM187 148H189L188 146H187ZM186 148V151L188 150ZM60 149V148H59ZM58 149V150H59ZM72 149V148H71ZM71 149H70V151H71ZM145 149V148H144ZM144 149H142V150H144ZM36 150L37 149H35V150H32L33 151V154L34 153H36ZM75 150V149H74ZM16 151V150H15ZM60 151V150H59ZM67 152L69 151V149H67L66 150ZM194 151V150H193ZM24 152V151H23ZM135 152V151H134ZM204 152V151H203ZM60 153V152H59ZM75 153V152H74ZM77 153V152H76ZM191 153H193V152H191ZM197 153H198V151H197ZM201 153V152H200ZM199 153V154H200ZM205 153V152H204ZM249 153V154H250ZM69 154V153H68ZM165 153H163V154H161V155H164ZM230 152H228L227 153V155H226V157L225 158H227L228 156H230ZM248 154V155H249ZM45 155V154H44ZM73 155V154H72ZM245 155H247V154H245ZM68 156V155H67ZM93 156H94V154H93ZM157 156V155H156ZM242 157L244 156V155H241ZM66 157V156H65ZM64 157V158H65ZM92 157V156H91ZM247 157V156H246ZM257 157V160L255 161V158ZM68 158H71L70 156L68 157ZM99 158V157H98ZM160 158V157H159ZM46 159V158H45ZM72 159H74V157H72ZM249 159V158H248ZM1 160V159H0ZM65 160V159H64ZM96 160V159H95ZM42 161V160H41ZM56 161V160H55ZM58 161V160H57ZM60 161V163L62 164V160H59ZM58 161V162H59ZM155 161H156V159H155ZM162 161H165V160H162ZM2 162V161H1ZM0 162V174H2L3 175V163H1ZM31 162H33V161H31ZM49 163V162H48ZM89 163V162H88ZM230 162H227V161H224V162H222L221 164H223V165H226V164H229ZM43 164V163H42ZM70 165H72V164H70ZM63 166V165H62ZM62 166H57V165H54V167L53 168H49V169H51V170H53L54 169V171H57L56 169L57 168H59V170H58V172H60L61 174V176L62 175H66V173H69V175H79V174H93V173H95V172H98L99 171V169L96 167V166H91V167H88V166H86V165H82V167L83 168H80L81 166H78L77 168H74V169H68L67 167V165L66 166H64V167H62ZM75 166V165H74ZM107 167H109V166H107ZM251 166L250 165H248V170H246L247 169V167L245 166V168H243V167H238L237 169H233V170H222V169H220V168H218V169H212V172L210 171V174H208V179H212V178H214V177H218L219 175L221 176V174H224V173H227V172H229V173H233V174H246V173H254L253 172V170H255V169H257V167L255 168V169H251L250 168ZM38 168V167H37ZM160 168V167H159ZM161 168H163V167H161ZM160 168V170H157L156 169V172H161L162 171V169ZM232 168V167H231ZM245 169V171H243L242 170V172L240 171L241 169ZM261 168V167H260ZM263 168V171H264V167H262ZM39 169V168H38ZM40 169H43L42 167L40 168ZM68 170H70V171H68ZM73 170V171H72ZM189 171H191V170H188V173H189ZM258 169L257 170H255V174H258ZM33 172V169H26V170H24L23 171V173H26V174H28V173H32ZM42 175V174H41ZM84 176V175H83ZM175 176V175H174ZM25 177V176H24ZM66 177H68V176H66ZM76 177V176H75ZM79 177H81V175L79 176ZM252 177H249V180L248 181H246L245 179H239L238 180V182H239V188H244L245 190H246V188H245V185L246 184H254V186H258V188H257V192H261V191H263L264 192V178H260L259 180H258V184H257V182H256V180L255 179H251ZM5 179H8V178H5ZM4 178H1L0 179V184L2 185L4 182H8V181H6ZM28 180H29V178H27ZM5 180V181H4ZM229 180V179H228ZM231 180H232V178H231ZM233 180H234V178H233ZM77 181V180H76ZM88 181H89V178H88ZM87 181V182H88ZM72 182V181H71ZM127 182V181H126ZM219 182V181H218ZM208 183V182H207ZM231 183V182H230ZM52 184H54V183H52ZM69 184V183H68ZM71 184V183H70ZM209 184H211V183H208V186H209ZM213 184V183H212ZM211 184V185H212ZM42 185H44V184H42ZM46 185H48V183L46 184ZM75 185V184H74ZM149 185V184H148ZM236 185V184H235ZM32 186V185H31ZM54 186V185H53ZM202 187L203 188H207V187H204L203 186V184L202 185H200L199 186V188L200 189H202ZM1 188H3V185L1 186ZM19 188V187H18ZM17 188V189H18ZM34 188V187H33ZM55 188V187H54ZM54 188H52V189H54ZM119 188V187H118ZM7 189V188H6ZM8 189H9V187H8ZM7 189V190H8ZM52 189H50V190H52ZM147 189V188H146ZM148 189H153V188H148ZM237 189V188H236ZM39 190V189H38ZM61 190V189H60ZM117 190V189H116ZM251 190L253 191V192H256V190H255V188L251 185ZM0 191H2V190H0ZM235 191V190H234ZM8 192V191H7ZM12 192H14V191H12ZM19 192V191H18ZM108 192V191H107ZM181 192V191H180ZM188 192L189 191H187V192H185L186 193V195L184 194V199H186V198H188L189 196L187 195L188 194ZM248 192V190H246V193ZM17 193V192H16ZM151 193H155L154 191H148V194H151ZM157 193V192H156ZM203 193V192H202ZM249 193V192H248ZM35 194V193H34ZM176 194V193H175ZM194 194V193H193ZM235 194V193H234ZM12 195V194H11ZM130 195V194H129ZM132 195V194H131ZM143 195H145V194H143ZM192 195V194H191ZM200 195V194H199ZM262 195V194H261ZM179 196V195H178ZM132 197H134V196H132ZM148 197H150V196H148ZM202 197V196H201ZM205 197V196H204ZM258 197H259V195H258ZM6 198V197H5ZM151 198V197H150ZM161 198V197H160ZM190 198H193L194 200H195V198L193 197V195L192 196H190ZM189 198V199H190ZM203 198V197H202ZM152 199V198H151ZM187 200V199H186ZM185 200V201H186ZM12 201V200H11ZM3 201H0V225H3V214H5V213H8V211L6 210L5 212H3V203H2ZM223 202V201H222ZM14 202L12 201V204H13ZM15 204V203H14ZM182 205V204H181ZM190 205V204H189ZM193 206V205H192ZM14 207V206H13ZM164 207V206H163ZM16 208V207H15ZM26 208V207H25ZM162 208V207H161ZM27 209V208H26ZM160 209V208H159ZM165 209V208H164ZM205 209V208H204ZM168 210V209H167ZM26 211V210H25ZM31 211V210H30ZM161 211H165L166 213L168 212V211H166V210H162L161 209ZM23 212V211H22ZM114 212V211H113ZM148 212V211H147ZM250 212H252V210H249V212L248 213H245L246 214V217H247V219L248 218H250V219H253V214L252 213H250ZM112 213V212H111ZM151 213V212H150ZM152 213H153V211H152ZM154 213H155V211H154ZM157 213L159 214L160 212H158V210H157ZM162 213V212H161ZM17 213H15L14 215H12V216H17L16 215ZM28 214V213H27ZM158 214H156L155 213V215H157L158 216ZM177 214V213H176ZM217 214V213H216ZM20 215V214H19ZM18 215V216H19ZM35 215V214H34ZM151 216H152V214H150ZM236 215V214H235ZM2 216V217H1ZM22 216V215H21ZM26 216V215H25ZM28 216V215H27ZM38 216V215H37ZM102 216H103V214H102ZM147 216V215H146ZM149 216V215H148ZM174 216V215H173ZM8 217H10V216H8ZM20 217V216H19ZM49 217V216H48ZM113 217H115V216H113ZM154 217V216H153ZM152 217V218H153ZM159 217L160 216H158L157 217V219H159ZM168 217V216H167ZM5 218H7V217H5ZM11 218V217H10ZM10 218L8 219V220H10ZM29 218V217H28ZM31 218V217H30ZM38 218V217H37ZM47 218V217H46ZM82 218V217H81ZM145 218H147V217H145ZM150 218V217H149ZM149 218H147V219H145V220H148ZM156 218V217H155ZM155 218H153V219H155ZM172 218V217H171ZM31 219H33V218H31ZM47 219H49V218H47ZM47 219H45V221L47 220ZM153 219H151V222H153L154 220ZM231 219V218H230ZM249 219V220H250ZM24 220V219H23ZM22 220V221H23ZM36 220V219H35ZM44 220V219H43ZM62 220V219H61ZM116 220V219H115ZM153 220V221H152ZM168 220H169V218H168ZM248 220V221H249ZM42 221V220H41ZM50 221V220H49ZM93 221V220H92ZM149 221V220H148ZM245 221V220H244ZM25 222V221H24ZM36 222V221H35ZM147 222V221H146ZM150 222V223H151ZM210 222V221H209ZM215 222V221H214ZM239 222V221H238ZM258 222V221H257ZM26 223V222H25ZM31 223V222H30ZM29 223V224H30ZM42 223V222H41ZM51 223V222H50ZM50 223H48L49 224V226H50ZM54 224H55V222H53ZM74 223V222H73ZM72 223V224H73ZM93 223V222H92ZM114 223H117V222H115L114 221ZM140 223H142V222H140ZM148 224V226H147V224H146V226H147V228H145V229H147V233H146V237L144 238V239H137L136 241H128L129 243H131V246H132V249H133V252H132V254H134L133 255V257L135 258V260L133 261V264H165V234L167 233V232H169L170 231V226H171V224L173 223V222H171L170 223V220L168 221V223H170V224H166L165 225V220H162L161 222H159V223H153V225H151V224ZM178 223V222H177ZM192 223H195V221H193V222H191V223H187V225L188 224H192ZM199 223V222H198ZM243 223V222H242ZM63 224V223H62ZM89 224V223H88ZM226 224V223H225ZM262 224V223H261ZM12 225V224H11ZM27 225V224H26ZM38 225V224H37ZM44 225H46V224H44ZM74 225H75V223H74ZM77 225V224H76ZM99 225V224H98ZM113 225H116V224H113ZM137 225H139V223H137ZM186 225V226H187ZM209 224H207V223H205V222H203V224H202V230H203V228L204 229H206V230H208L207 229V226H208ZM218 225V224H217ZM231 225V224H230ZM242 225V224H241ZM14 226V225H13ZM31 226H32V224H31ZM57 226V225H56ZM64 226V225H63ZM71 226V225H70ZM73 226V225H72ZM94 226V225H93ZM110 226H112V225H110ZM116 226H118V225H116ZM243 226V225H242ZM10 227V226H9ZM42 227H44V226H42ZM41 227V228H42ZM47 227V226H46ZM66 227V225L64 226V228ZM80 227V226H79ZM119 227V226H118ZM171 227H173V226H171ZM178 227H179V225H178ZM177 227V228H178ZM195 227V226H194ZM246 227V226H245ZM63 228V229H64ZM92 228V227H91ZM139 228V227H138ZM140 228H142V226H140ZM174 228V227H173ZM199 228H200V226H199ZM244 228V227H243ZM252 228V227H251ZM262 228V227H261ZM27 228H25V230H26ZM34 229V228H33ZM52 229V228H51ZM57 229V228H56ZM71 229V228H70ZM90 229V228H89ZM133 229H136V227L135 228H133ZM143 229V228H142ZM142 229H141V231H142ZM226 229V228H225ZM230 229H232V228H230ZM229 228H228V231L230 232V233H238V236H236V235H231V236H225V234L226 233H224L223 231H221L220 232V234H217L218 232H214V233H210L211 235H209V233H205L204 234V237H202V238H204L203 240H200V241H204L205 240V242L207 241L208 243H214V245H217L218 247H217V249H216V251H215V253H214V255H213V257H215L214 259H216V260H220V258H223V257H229L232 261H233V263L232 264H242V260L243 259H246L248 256H249V258L250 259H252L251 261L253 262V260L255 261V258H258V257H264V232L262 231V232H255V234L254 235H252L249 231H239V232H233V231H231ZM236 229V228H235ZM246 229H248V228H246ZM1 230V229H0ZM38 230V229H37ZM47 230V229H46ZM62 230V229H61ZM65 230V229H64ZM95 230V229H94ZM144 230V229H143ZM196 230V229H195ZM199 230V229H198ZM206 230H205V232H206ZM27 231H29L28 229H27ZM34 231V230H33ZM32 231V232H33ZM55 231V230H54ZM74 231V230H73ZM96 231V230H95ZM137 231H139L140 232V229H138ZM177 230H174V233L176 232ZM253 231H255V230H253ZM31 232V233H32ZM44 232H47V231H44ZM72 232V231H71ZM89 232V231H88ZM87 232V233H88ZM99 232V231H98ZM133 232H136V231H133ZM144 232V231H143ZM184 232H186L187 234H189L190 233V231H189V233H188V231H182V234L184 235ZM194 232V231H193ZM201 232V231H200ZM204 232V231H203ZM203 232H201V233H203ZM213 232V231H212ZM226 232V231H225ZM15 233H17V232H15ZM34 233H35V231H34ZM39 233V232H38ZM73 233V232H72ZM78 233V232H77ZM90 233V232H89ZM96 233V232H95ZM177 233V232H176ZM197 233H199V232H197ZM57 234V233H56ZM75 234V233H74ZM73 234V235H74ZM82 234L83 233H81V234H79L78 236H79V238H82L83 236H82ZM97 234V233H96ZM100 234V233H99ZM190 234H193V233H190ZM229 234V233H228ZM15 235V234H14ZM29 235H31V234H29ZM38 235V234H37ZM46 235H48V234H46ZM134 235H137V234H134ZM134 235H133V233H132V236L134 237ZM170 235V234H169ZM199 235H202V234H200L199 233ZM198 235V236H199ZM25 236V235H24ZM33 236H35V235H33ZM39 236V235H38ZM76 236V235H75ZM77 236V237H78ZM131 236V237H132ZM138 236V235H137ZM192 236H194V235H192ZM263 236V239L261 240V237ZM16 237H17V235H16ZM19 237V236H18ZM22 237V236H21ZM21 237H19V238H21ZM27 237V236H26ZM136 237V236H135ZM141 237V236H140ZM168 237H170V236H168ZM176 237H178V236H176ZM185 237V236H184ZM197 237V236H196ZM196 237H194V238H196ZM200 237V236H199ZM253 237V238H252ZM37 238V237H36ZM39 238V237H38ZM75 238V237H74ZM189 238V237H188ZM201 238V237H200ZM255 238V239H254ZM32 239V238H31ZM76 239H78V238H76ZM123 239V238H122ZM125 240H126V238H124ZM129 239V238H128ZM133 240H134V238H132ZM136 239V238H135ZM190 239V238H189ZM193 239V238H192ZM8 240V239H7ZM33 240V239H32ZM67 240V239H66ZM71 240H73V239H71ZM71 240H68V241H66V242H63V241H58L57 240V242H55V244H54V246L56 247L55 248V250L54 249H44L45 250V254H46V260H45V262H44V264H50L51 262L48 260V257H49V253L51 252V250H53V252H52V254H53V256L52 257H54L55 255V258L58 260L57 262H59V263H63V262H66V264H74L73 263V261H74V259H78L79 258V256L81 255V254H83V260H86V259H89V258H92V259H95V260H97V261H102V262H106V261H108L109 262V264H110V262H111V257H110V253H105V257H104V255L102 254V255H94V253L93 254H88L89 252L87 251H84V248H85V246H84V244H83V246H84V248H83V246H81L82 244H81V242L79 241V240H76V241H73V242H71ZM109 240V239H108ZM130 240H131V238H130ZM138 240H139V242H138ZM5 241V240H4ZM49 241V240H48ZM147 241L149 242V245L148 246H146V250H149L148 251V253L147 254H145L144 256H143V258L142 257H140L139 259L140 260H138L137 261V258H138V254L139 253H141L142 252V249L143 248H145V244L147 243ZM1 243H0V253H2V254H0V256H3V250H5V248L6 249H11L12 248V246L13 245H10V246H6V245H4V243L2 244V242L3 241H0ZM24 242V241H23ZM71 242V245L72 246H74V250H72L71 248H70V246H68V244ZM120 242H122V241H120V240H115V239H113V241H111V243H112V252H113V250L114 249H116V248H122L121 247V245H120ZM35 243H36V241H35ZM63 243V244H62ZM64 243H67L66 244V246H64ZM108 243V242H107ZM128 243V244H129ZM175 243H176V241H175ZM184 243H186V242H184ZM191 243V242H190ZM202 243H204V242H202ZM30 244H32L33 245V243L31 242ZM52 244H53V242H52ZM109 244V243H108ZM206 244V243H205ZM43 245V244H42ZM110 245H109V247H110ZM191 245V244H190ZM19 246V245H18ZM39 247H40V245H39ZM179 247L181 248L180 249V251L185 255V256H188V257H185L184 259H183V257L182 256H184V255H174V256H172V258H174V260H175V263L174 264H190L191 262H190V260L192 259V260H194V259H196V257L198 256V257H200V260L199 261H201L202 259L201 258H203L204 256H201L202 254L204 255V253H202V252H200V251H196L195 252V255L193 254V255H189V253H190V251L188 250V249H186V246L185 245H182L181 244V239L179 240ZM196 247V246H195ZM198 247V246H197ZM209 247H212V245H209ZM52 248H53V245H52ZM177 248V247H176ZM190 248H191V246H190ZM206 248H208V244H207V247ZM215 248V247H214ZM24 249H25V247H24ZM107 249V248H106ZM129 249V248H128ZM197 249V248H196ZM199 249V248H198ZM14 250V249H13ZM17 250V249H16ZM43 250V249H42ZM43 250V251H44ZM97 250V249H96ZM151 250L152 251H154L155 252V250H159L160 251V254L159 255H157V257L153 260V257H152V254H153V252H151ZM168 250H170V248L168 249ZM172 250V249H171ZM169 251V252H172V251ZM43 251H41L40 253H42ZM131 251L132 250H130L129 249V252L131 253ZM205 251H207V250H205ZM96 252V251H95ZM98 252V251H97ZM102 252V251H101ZM120 252H122L121 250H120ZM145 252V251H144ZM191 252H193V249H192V251ZM20 254V253H19ZM97 254V253H96ZM101 254V253H100ZM167 254H169V253H167ZM174 254V253H173ZM191 254V253H190ZM209 254V253H208ZM147 255H149V259L150 260H148V256ZM172 255V254H171ZM7 256H9V255H7ZM45 256V255H44ZM190 256V257H189ZM208 257H210V256H208ZM253 257V258H252ZM21 258V257H20ZM50 258V257H49ZM80 259V258H79ZM199 259V258H198ZM1 260V259H0ZM21 260V259H20ZM33 260V259H32ZM94 260V261H95ZM156 260V261H155ZM207 260H210V261H212V258H210V259H207ZM8 260L6 259L5 261H3L2 262V260L0 261V264H16L14 261H10V262H7ZM39 260H37V262H38ZM43 261V260H42ZM53 261V260H52ZM76 261V260H75ZM90 261H91V259H90ZM93 261V260H92ZM127 261V260H126ZM214 261V260H213ZM27 262V261H26ZM35 262V261H34ZM55 262V261H54ZM80 262V261H79ZM87 262V261H86ZM195 262H196V260H195ZM203 262V261H202ZM245 262V261H244ZM43 263V262H42ZM83 263V262H82ZM85 263V262H84ZM94 263V262H93ZM200 263V262H199ZM220 263V262H219ZM255 262H253V263H249V264H254ZM33 264V263H32ZM94 264H96V263H94ZM111 264H117L114 260H112V262H111ZM196 264H197V262H196ZM202 264V263H201ZM215 264V263H214ZM218 264V263H217ZM221 264V263H220ZM247 264V263H246Z\"/></svg>", "mask_w": 264, "mask_h": 264}]
</instances>
